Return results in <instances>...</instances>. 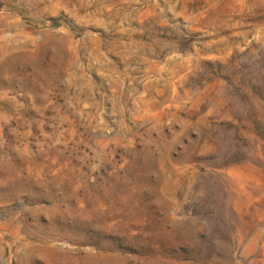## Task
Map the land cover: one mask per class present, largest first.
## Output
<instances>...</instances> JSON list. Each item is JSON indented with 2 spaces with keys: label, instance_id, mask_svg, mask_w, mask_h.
Here are the masks:
<instances>
[{
  "label": "rangeland",
  "instance_id": "1",
  "mask_svg": "<svg viewBox=\"0 0 264 264\" xmlns=\"http://www.w3.org/2000/svg\"><path fill=\"white\" fill-rule=\"evenodd\" d=\"M0 264H264V0H0Z\"/></svg>",
  "mask_w": 264,
  "mask_h": 264
}]
</instances>
